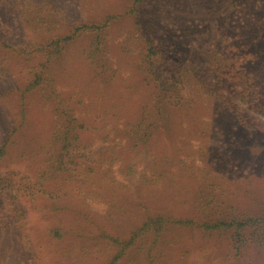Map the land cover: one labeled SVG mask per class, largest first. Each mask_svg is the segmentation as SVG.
Segmentation results:
<instances>
[{
  "label": "rangeland",
  "instance_id": "rangeland-1",
  "mask_svg": "<svg viewBox=\"0 0 264 264\" xmlns=\"http://www.w3.org/2000/svg\"><path fill=\"white\" fill-rule=\"evenodd\" d=\"M0 39V264H110L157 214L227 224L112 264H264V0H0Z\"/></svg>",
  "mask_w": 264,
  "mask_h": 264
},
{
  "label": "trees",
  "instance_id": "trees-1",
  "mask_svg": "<svg viewBox=\"0 0 264 264\" xmlns=\"http://www.w3.org/2000/svg\"><path fill=\"white\" fill-rule=\"evenodd\" d=\"M82 28H90L87 25H83ZM0 41L2 42V39H0ZM3 43V42H2ZM57 44V43H55ZM9 44H6L5 40H4V44L3 47L7 46ZM11 48L12 47H16L19 45H9ZM7 46V47H9ZM23 46V45H22ZM24 47H28V45L24 46ZM19 49V48H18ZM250 73V72H249ZM240 76L245 77L243 73H239ZM40 75H38V77H36L35 80H31L29 81V83L25 86L24 90H31L34 89L36 86L39 85V77ZM252 76L251 73L249 75V77ZM23 90V91H24ZM3 145L2 144L0 146V153L2 152L3 149ZM264 221V219L262 220ZM176 225V226H181V227H199V228H204V229H208V228H213V227H218L221 225H225L227 224L226 222L223 221H217V222H197L193 219H176V218H172L171 216L168 215H163V214H157L154 216H148L146 218V220L143 221L142 225L140 226V228H138L136 231H134L131 234V237L126 241L123 242V247L119 250V252H117L114 255V259L113 262L116 261L117 259H120L121 257H123V255L125 254V251L129 248V246H133L136 243V240L143 235L144 233H148V232H152L155 235V240H153V243L159 238V233L164 231L166 228L169 227V225ZM233 224H237L240 225L241 222L239 221H232L229 222L228 225H233ZM168 226V227H167ZM51 232L56 235V236H61V234L63 233V231L60 228H56L51 230ZM150 249H148L149 252ZM148 256V255H147ZM150 256V255H149ZM113 262H111L110 264H112ZM109 264V263H108Z\"/></svg>",
  "mask_w": 264,
  "mask_h": 264
}]
</instances>
